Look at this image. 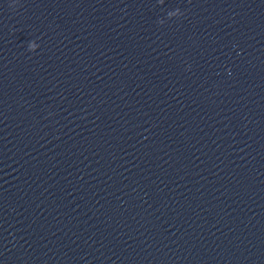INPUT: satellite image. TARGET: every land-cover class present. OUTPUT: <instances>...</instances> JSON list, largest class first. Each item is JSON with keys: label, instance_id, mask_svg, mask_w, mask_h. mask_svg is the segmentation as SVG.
I'll list each match as a JSON object with an SVG mask.
<instances>
[{"label": "water", "instance_id": "obj_1", "mask_svg": "<svg viewBox=\"0 0 264 264\" xmlns=\"http://www.w3.org/2000/svg\"><path fill=\"white\" fill-rule=\"evenodd\" d=\"M0 264H264V0H0Z\"/></svg>", "mask_w": 264, "mask_h": 264}]
</instances>
